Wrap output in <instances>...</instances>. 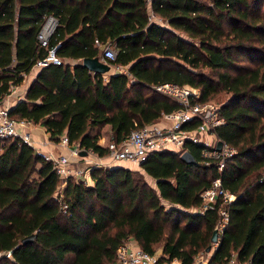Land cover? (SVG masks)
<instances>
[{
    "label": "trees",
    "instance_id": "16d2710c",
    "mask_svg": "<svg viewBox=\"0 0 264 264\" xmlns=\"http://www.w3.org/2000/svg\"><path fill=\"white\" fill-rule=\"evenodd\" d=\"M47 16L55 25L41 45L36 33ZM104 42L114 48L107 63L123 71L81 64ZM51 47L59 63L38 66L8 107L49 139L64 135L103 156L104 126L118 142L178 107L151 87L170 82L196 88L201 102L228 93L212 131L234 153L217 170L200 163L199 144L186 146L194 164L152 151L139 168L153 185L136 170L88 165L91 183L68 177L58 199L50 163L20 139L0 138V264H110L129 237L191 264L210 245L218 214L188 209L215 177L235 198L206 263L264 264V0H0V100Z\"/></svg>",
    "mask_w": 264,
    "mask_h": 264
},
{
    "label": "built area",
    "instance_id": "2783aa9c",
    "mask_svg": "<svg viewBox=\"0 0 264 264\" xmlns=\"http://www.w3.org/2000/svg\"><path fill=\"white\" fill-rule=\"evenodd\" d=\"M148 1V0H147ZM153 17L149 13V18ZM55 25V19L47 16L39 30L36 38L41 45H45L47 37ZM99 58L107 63V59H113L114 48L109 42H104L99 46ZM54 48L51 47L45 57L38 60L34 66H42L47 63H59V58L54 55ZM108 64V63H107ZM110 66V64H109ZM113 70L122 68L119 66H110ZM157 92L172 98L178 107L162 117L169 121V125H157V123L144 124L138 128L132 129L120 141L114 142L108 140L104 147V154L111 161H128L139 165L146 156L152 151L171 150L178 154L182 150H187L190 143L199 144L198 155L200 163L203 165L213 164L217 170L223 166L226 158L234 153V149L221 141L218 149L215 148L218 140L212 129L222 123L219 115L220 103L206 100L198 101V91L196 88L186 84H176L164 82L151 85ZM32 122L25 118H14L8 114V106L0 101V138H18L28 145H31V139L25 130ZM59 147H68L66 152L58 151H40L33 149L45 161H48L51 168L58 177V183L55 194L58 199L62 197V188L65 186L68 177L79 178L85 181V175H88V168L76 166L74 159H82L86 163V154H80L83 150L76 144L68 145L64 135L59 136L55 141ZM97 159H100L97 156ZM103 166L99 161L92 166ZM82 177V178H81ZM258 181L264 182V171L258 176ZM86 182V181H85ZM88 184V183H87ZM200 204L188 209L190 212L202 213L204 210L214 209L218 218L213 226L216 231L217 240L223 232L227 223V206L235 198V195L220 185L218 177L210 180L207 187L199 192ZM64 209L65 204L61 203ZM217 240L211 243L212 249L217 245ZM161 252L148 253L140 249L132 238H126L119 243L114 251L113 260L110 264H181L179 257L165 259ZM207 258L194 256L191 264H207ZM224 264H248L237 263L233 257L229 258Z\"/></svg>",
    "mask_w": 264,
    "mask_h": 264
},
{
    "label": "crops",
    "instance_id": "0c3cea01",
    "mask_svg": "<svg viewBox=\"0 0 264 264\" xmlns=\"http://www.w3.org/2000/svg\"><path fill=\"white\" fill-rule=\"evenodd\" d=\"M150 13V12H149ZM154 17V16H153ZM38 67L34 66L32 67L24 76L19 85L13 86L10 88L9 92L0 100L2 103L6 104L8 107L14 104V102L20 98L23 97L24 91L26 87L28 86L29 82L33 79L35 72ZM113 72V69L111 70ZM155 123L160 124V125H167L168 120L164 119L163 117L159 118ZM31 139V147L33 149H38L40 151H53L54 150V144L57 146L54 140H51L48 138V134L44 131V129L35 123H31L29 126L26 127L25 129ZM109 131L107 126L103 127L102 134L98 139V143L102 146L105 145V143L109 140L108 138ZM34 145V146H33ZM60 149L61 152H66L68 147H59L57 146V149ZM54 152V151H53ZM88 156V155H87ZM100 158L99 162L102 163L101 161H105L104 163L106 164H111L113 166L115 165H123L119 163V161H111L107 157L103 156H98ZM103 158V159H102ZM75 163L78 161L77 159L73 160ZM111 162V163H110ZM123 162V161H122ZM88 178L90 181L89 175H85V181L86 183L88 182ZM91 183V182H90ZM88 183V184H90Z\"/></svg>",
    "mask_w": 264,
    "mask_h": 264
},
{
    "label": "rangeland",
    "instance_id": "374dc122",
    "mask_svg": "<svg viewBox=\"0 0 264 264\" xmlns=\"http://www.w3.org/2000/svg\"><path fill=\"white\" fill-rule=\"evenodd\" d=\"M149 19L152 20V21L158 22L160 24H163V21L161 19H159V18L150 17ZM110 72H111V69H110ZM227 98H228V93H225L223 91H220L217 94H215L213 97H211L209 100L215 101L217 103L222 104ZM157 125L160 126V124H157ZM168 125H169V121H168V123H167L166 126H168ZM53 151L61 152V150L59 148L57 149V146L55 144H54V150ZM87 155H86V160H87L86 163H84L82 161V159H77L78 161L76 162L75 165L78 166V167L84 168L85 166L88 167V165H90V166H92L93 164L95 165L96 162H98L100 160V159H97V155H95L94 153L88 152ZM101 162H102L103 166H113V165H111L112 164L111 162H110L111 164H109V163L106 164V163H104L105 161H101ZM119 163L123 164V165H119V166H122V167H125V168H129L131 170H136L137 172H139L141 174V177L149 185H153V180L148 175L142 173L141 169L139 168V165H136V164H134L132 162H128V161H123V162L122 161H119ZM86 179L88 181L87 183H90L91 182L88 178H86ZM211 247H212V245H211ZM154 248H155V252L156 253L160 252V249H159L160 248V245H159V243L156 244L154 246ZM209 254H210V250L208 252H205L203 250L202 252H199L197 255L200 256L201 258H208Z\"/></svg>",
    "mask_w": 264,
    "mask_h": 264
},
{
    "label": "water",
    "instance_id": "95a60500",
    "mask_svg": "<svg viewBox=\"0 0 264 264\" xmlns=\"http://www.w3.org/2000/svg\"><path fill=\"white\" fill-rule=\"evenodd\" d=\"M80 61H81V64L84 67H86L88 70H90L92 72H97V73H101V74L102 73H104V74L111 73L110 69L112 70V68L109 66V64L103 62L99 58V56L83 57V58H81ZM220 144H221V140H219V139L216 140L215 148L218 149ZM169 151H171V150H169ZM80 154L84 155V154H86V151L85 150H81ZM178 158H179V160H181L184 163L194 164L195 161H196L194 159L193 155L188 150H182L178 154ZM115 166H119V165H115ZM33 236H34V234H30V235L22 238L20 241L21 242L29 241V240H31L33 238ZM216 240H217L216 231H215V229H212L211 236L209 238L210 245L206 246L204 248V251L208 252L210 250V253H211V251H212L211 243L216 242Z\"/></svg>",
    "mask_w": 264,
    "mask_h": 264
}]
</instances>
